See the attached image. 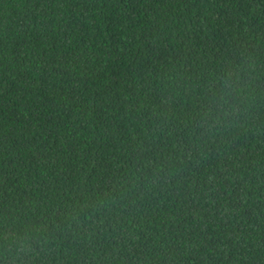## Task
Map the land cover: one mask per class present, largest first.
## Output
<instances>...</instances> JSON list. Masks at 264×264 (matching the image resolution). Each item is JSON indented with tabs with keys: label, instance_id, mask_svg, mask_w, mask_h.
<instances>
[{
	"label": "trees",
	"instance_id": "1",
	"mask_svg": "<svg viewBox=\"0 0 264 264\" xmlns=\"http://www.w3.org/2000/svg\"><path fill=\"white\" fill-rule=\"evenodd\" d=\"M0 264H264V0H0Z\"/></svg>",
	"mask_w": 264,
	"mask_h": 264
},
{
	"label": "clouds",
	"instance_id": "2",
	"mask_svg": "<svg viewBox=\"0 0 264 264\" xmlns=\"http://www.w3.org/2000/svg\"><path fill=\"white\" fill-rule=\"evenodd\" d=\"M237 83L238 81H233L231 79V73H226L224 80L222 81L221 88L215 96L214 102L221 108H223L224 105H229L231 107L233 102L230 101L229 97L232 95L233 92H239V89L236 87ZM229 114V109H225L221 116L216 117V119H222ZM13 245L15 247V252L17 256L27 255L33 250L31 244L21 237L14 238Z\"/></svg>",
	"mask_w": 264,
	"mask_h": 264
}]
</instances>
